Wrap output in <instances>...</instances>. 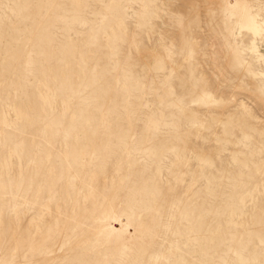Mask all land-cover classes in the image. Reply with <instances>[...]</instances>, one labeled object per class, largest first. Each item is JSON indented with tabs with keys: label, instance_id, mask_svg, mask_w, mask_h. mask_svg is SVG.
Wrapping results in <instances>:
<instances>
[{
	"label": "rangeland",
	"instance_id": "1",
	"mask_svg": "<svg viewBox=\"0 0 264 264\" xmlns=\"http://www.w3.org/2000/svg\"><path fill=\"white\" fill-rule=\"evenodd\" d=\"M0 264H264V0H0Z\"/></svg>",
	"mask_w": 264,
	"mask_h": 264
}]
</instances>
